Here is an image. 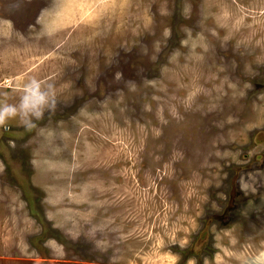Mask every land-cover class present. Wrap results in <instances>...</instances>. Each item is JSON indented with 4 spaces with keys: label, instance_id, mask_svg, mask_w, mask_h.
<instances>
[{
    "label": "rangeland",
    "instance_id": "rangeland-1",
    "mask_svg": "<svg viewBox=\"0 0 264 264\" xmlns=\"http://www.w3.org/2000/svg\"><path fill=\"white\" fill-rule=\"evenodd\" d=\"M0 264H238L264 248V0H0ZM7 95H4V94Z\"/></svg>",
    "mask_w": 264,
    "mask_h": 264
},
{
    "label": "clouds",
    "instance_id": "clouds-1",
    "mask_svg": "<svg viewBox=\"0 0 264 264\" xmlns=\"http://www.w3.org/2000/svg\"><path fill=\"white\" fill-rule=\"evenodd\" d=\"M4 95H7L6 93ZM56 108V92L52 83H45L35 77L28 79L22 86L14 102L0 98V128L18 120L25 128L35 127V122L44 118ZM238 264H264V248L252 253H240Z\"/></svg>",
    "mask_w": 264,
    "mask_h": 264
}]
</instances>
